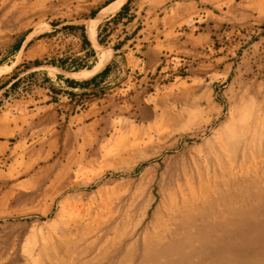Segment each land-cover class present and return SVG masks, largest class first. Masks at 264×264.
<instances>
[{
	"label": "rangeland",
	"instance_id": "1",
	"mask_svg": "<svg viewBox=\"0 0 264 264\" xmlns=\"http://www.w3.org/2000/svg\"><path fill=\"white\" fill-rule=\"evenodd\" d=\"M73 2L0 0V38L30 33L35 50L0 80L17 78L11 86L24 91L49 64L87 62L72 56L87 45L78 33L88 17ZM237 41L224 82L210 86L209 115L184 113L183 131L131 123L123 132L116 121L91 164L50 167L58 195L13 188L0 206V264H264V30Z\"/></svg>",
	"mask_w": 264,
	"mask_h": 264
},
{
	"label": "crops",
	"instance_id": "2",
	"mask_svg": "<svg viewBox=\"0 0 264 264\" xmlns=\"http://www.w3.org/2000/svg\"><path fill=\"white\" fill-rule=\"evenodd\" d=\"M73 1L75 16H88L80 18L88 44L72 56L87 62L49 64L42 82L27 81L24 91L11 86L17 78L0 80V206L16 186L58 195L48 191L50 167L65 174L67 166L91 164L116 121L123 132L131 123L183 131L184 113L209 115L210 86L224 82L226 54L241 47L236 38L264 30V0ZM32 39L0 38V79L34 59ZM212 109L219 111V100Z\"/></svg>",
	"mask_w": 264,
	"mask_h": 264
},
{
	"label": "bare ground",
	"instance_id": "3",
	"mask_svg": "<svg viewBox=\"0 0 264 264\" xmlns=\"http://www.w3.org/2000/svg\"><path fill=\"white\" fill-rule=\"evenodd\" d=\"M97 21H98V20H97ZM97 21H96L94 24H97ZM93 29H94V28H93ZM239 131H240V130H239ZM236 132H237V130L235 131V133H236ZM235 133H234V134H235ZM186 161H187V160H186ZM189 164H190V163H189ZM185 167H186V166H185ZM250 180H251V179H250ZM256 180H258V179H256ZM251 181H252V180H251ZM260 181H261V180H260ZM223 182H224V181H223ZM235 182H236V181H235ZM238 183H239V182H238ZM243 183H244V182H243ZM225 184H226V183H225ZM258 184H259V183H258ZM190 185H191V184H190ZM229 185H230V184H229ZM197 186H199V185H197ZM239 186H240V185H239ZM243 186H245V185H243ZM243 186H242V187H243ZM246 186H247V185H246ZM246 186H245V187H246ZM249 186H250V185H249ZM249 186H248V187H249ZM251 186H252V185H251ZM255 186H256V185H255ZM186 187H187V186H186ZM199 187H200V186H199ZM256 187H257V186H256ZM237 188H238V187H237ZM239 188H240V187H239ZM197 189H198V188H197ZM181 190H182V189H181ZM235 190H236V189H235ZM258 190H259V189H258ZM237 191H238V190H237ZM239 191H240V190H239ZM239 191H238V192H239ZM244 191H245V190H244ZM198 193H199V192H198ZM227 193H228V192H227ZM247 193H248V192H247ZM200 194H201V193H200ZM212 194H213V193H212ZM222 194H223V193H222ZM230 194H231V192H230ZM256 194H257V193H256ZM190 195H191V193H190ZM203 195H204V194H203ZM214 195H216V194H214ZM200 196H201V195H200ZM177 197H178V194H177ZM193 197H194V196H193ZM196 197H198V196H196ZM248 197H249V196H248ZM256 197H257V196H256ZM168 198H169V197H168ZM189 198H190V196H189ZM182 199H183V198H182ZM190 199H191V198H190ZM203 199H204V198H203ZM216 199H217V198H216ZM218 199H219V198H218ZM231 199H232V198H231ZM254 199H255V198H254ZM183 200H184V199H183ZM221 200H222V198H221ZM228 200H229V198H228ZM250 200H251V199H250ZM258 200H259V199H258ZM260 200H261V199H260ZM170 201H171V200H170ZM195 201H196V200H195ZM178 202H180V201H178ZM181 202H182V201H181ZM214 202H215V201H214ZM221 202H222V201H221ZM229 202H230V201H229ZM182 203H183V202H182ZM222 203H223V202H222ZM222 203H221V204H222ZM173 204H174V203H173ZM204 204H205V203H204ZM226 204H227V203H226ZM234 204H235V203H234ZM182 205H183V204H182ZM197 205H198V204H197ZM197 205H196V206H197ZM217 205H219V204L217 203ZM243 205H245V204H243ZM229 206H231V205H229ZM167 207H168V206H167ZM177 207H178V206H177ZM177 207H176V208H177ZM179 207H180V206H179ZM238 207H239V206H238ZM186 208H187V207H186ZM199 208H200V207H199ZM247 208H248V207H247ZM249 208H251V207H249ZM187 209H188V208H187ZM202 209H203V208H202ZM206 209H207V208H206ZM196 210H197V208H196ZM203 210H204V209H203ZM208 210H209V209H208ZM208 210H207V211H208ZM230 210H231V209H230ZM239 210H240V209H239ZM257 210H258V209H257ZM188 211H189V210H188ZM205 211H206V210H205ZM205 211H204V212H205ZM145 212H146V211H145ZM195 212H196V211H195ZM204 212H203V213H204ZM234 212H235V211H234ZM176 213H178V212H176ZM200 213H201V212H200ZM210 213H211V212H210ZM214 213H215V212H214ZM214 213H212V214H214ZM238 213H239V212H238ZM249 213H250V212H249ZM179 214H180V213H179ZM196 214H197V213H196ZM198 214H199V213H198ZM220 214H221V213H220ZM201 215H202V214H201ZM204 215H205V214H204ZM221 215H222V214H221ZM177 216H178V215H177ZM193 216H194V215H193ZM193 216H192V217H193ZM208 216H209V215H208ZM232 216H233V215H232ZM239 216H240V215H239ZM164 217H165V216H164ZM192 217H191V218H192ZM196 217H197V216H196ZM198 217H199V216H198ZM234 217H235V216H234ZM240 217H241V216H240ZM240 217H239V218H240ZM250 217H251V216H250ZM227 218H228V217H227ZM246 218H247V217H246ZM173 219H174V218H173ZM173 219H172V220H173ZM206 219H207V218H206ZM215 219H216V218H215ZM224 219H225V215H224ZM192 220H193V219H192ZM234 220H235V219H234ZM181 221H182V220H181ZM202 221H203V220H202ZM184 222H185V221H184ZM207 222H208V221H207ZM216 222H217V221H216ZM224 222H226V221H224ZM169 223H170V222H169ZM177 224H178V223H177ZM195 224H196V223H195ZM232 225H233V224H232ZM227 226H228V225H227ZM172 227H173V226H172ZM159 228H160V227H159ZM233 228H234V227H233ZM171 230H172V229H171ZM181 233H182V232H181ZM168 234H169V233H168ZM173 234H174V233H173ZM156 235H157V234H156ZM160 235H161V234H160ZM158 236H159V235H158ZM169 236H171V235H169ZM173 236H174V235H173ZM174 239H175V238H174ZM178 239H180V237H179ZM172 240H173V239H172ZM145 243H146V242H145ZM169 245H170V244H169ZM169 245L167 244V246H169ZM149 246H150V245H149ZM167 246H166V247H167ZM172 246H173V245H172ZM195 246H196V245H195ZM169 248H170V247H169ZM164 249H165V248H164ZM164 249H163V250H164ZM169 250H170V249H169ZM187 251H188V250H187ZM156 253H157V252H156ZM147 254H148V253H147ZM206 254H207V253H206ZM145 255H146V254H145ZM156 255H157V254H156ZM156 255H155V256H156ZM153 256H154V254H153ZM146 257H147V256H146ZM151 258H152V255H151ZM154 258H155V257H154ZM175 259H176V258H175ZM146 260H147V259H146ZM162 260H163V259H162ZM148 261H149V260H147V262H148ZM177 261H178V260H177ZM171 262H172V261H171ZM160 264H161V263H160Z\"/></svg>",
	"mask_w": 264,
	"mask_h": 264
},
{
	"label": "trees",
	"instance_id": "4",
	"mask_svg": "<svg viewBox=\"0 0 264 264\" xmlns=\"http://www.w3.org/2000/svg\"><path fill=\"white\" fill-rule=\"evenodd\" d=\"M82 39H83V41H84L85 43L88 44V42H87V40H86V37H85L84 33H82ZM35 63H37V62H35Z\"/></svg>",
	"mask_w": 264,
	"mask_h": 264
}]
</instances>
